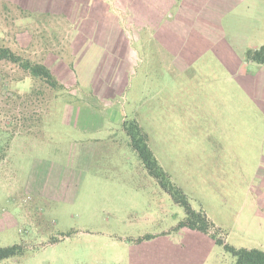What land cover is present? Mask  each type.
<instances>
[{"label": "rangeland", "instance_id": "rangeland-1", "mask_svg": "<svg viewBox=\"0 0 264 264\" xmlns=\"http://www.w3.org/2000/svg\"><path fill=\"white\" fill-rule=\"evenodd\" d=\"M43 3L59 6L0 0V44L62 58L63 84L0 60V130L15 134L0 157V247L23 246L0 264H235L180 226L184 208L125 120L225 243L264 250V79L246 58L264 42V0ZM241 64L249 74L235 77Z\"/></svg>", "mask_w": 264, "mask_h": 264}, {"label": "trees", "instance_id": "trees-1", "mask_svg": "<svg viewBox=\"0 0 264 264\" xmlns=\"http://www.w3.org/2000/svg\"><path fill=\"white\" fill-rule=\"evenodd\" d=\"M22 12L27 14L25 10ZM246 58L248 61L264 65V45L259 48L248 49ZM0 60L18 64L29 73L31 79L40 81L53 90H58L63 87V84L46 64L23 57L3 44H0ZM33 91H35V88L32 92ZM123 125L130 137L132 147L137 151L145 167L159 180L163 188L171 194L174 201L184 208L185 218L180 222V226L210 234L218 243L225 245L226 249L234 255L235 264H264V250L235 248L225 243V240L218 236V230L215 229L214 223L210 220L205 211L196 210L192 206L186 193L171 181L169 175L162 168L154 155L148 143L147 134L143 132L136 120H125ZM4 132L7 134V139L2 136ZM14 136L15 134L13 132L0 130V157L6 154ZM21 253H23V246L19 244L0 247V261Z\"/></svg>", "mask_w": 264, "mask_h": 264}, {"label": "crops", "instance_id": "crops-1", "mask_svg": "<svg viewBox=\"0 0 264 264\" xmlns=\"http://www.w3.org/2000/svg\"><path fill=\"white\" fill-rule=\"evenodd\" d=\"M45 0H24V8H29V9H35V8H37V9H42L43 11H49V10H51V9H54V10H52V11H55V8L57 7V6H59V5H52L51 6V4H44L43 2H44ZM124 1V0H123ZM128 1V0H127ZM133 1H137V0H133ZM147 1H150V2H152V1H158V0H147ZM182 1V0H181ZM250 1H246V4H247V6L246 7H250V8H252L251 7V3H249ZM249 3V4H248ZM233 5V4H232ZM234 7H236V4L234 3V5H233ZM69 13H71V12H69ZM71 19V18H70ZM71 38H72V33H70V42H71ZM72 45H73V43H72ZM262 45H264V42H261V46ZM70 48H71V43H70ZM72 50V49H71ZM61 59L62 58H60V59H58L59 61V65H58V67H52V66H48V64H46L48 67H50L51 68V70L52 69H54V70H56V71H60V69L62 68V67H60V63H62L61 62ZM251 63H253V62H250V64ZM254 64V63H253ZM244 65V66H243ZM241 64V66H237V68H235V70H234V72H233V75L235 76V77H238V75H241L242 73H244L245 75H247V74H249V71H248V69H247V67L248 66H251V65H247V64ZM258 67H259V70H258V78H263L264 79V65H260V64H258ZM53 71V70H52ZM254 75H253V73H251V75H250V77H253ZM250 99L251 100H253V98H251L250 97ZM255 99H257V98H255ZM262 102H263V104H264V100L263 99H261V101H260V103L262 104ZM262 104V105H263Z\"/></svg>", "mask_w": 264, "mask_h": 264}]
</instances>
